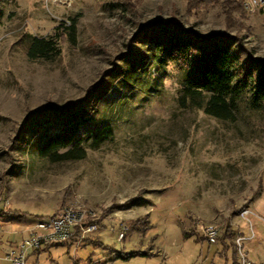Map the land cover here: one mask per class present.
Listing matches in <instances>:
<instances>
[{"label":"rangeland","instance_id":"obj_1","mask_svg":"<svg viewBox=\"0 0 264 264\" xmlns=\"http://www.w3.org/2000/svg\"><path fill=\"white\" fill-rule=\"evenodd\" d=\"M231 19L216 5L189 11L187 0H0V264H11L4 256L28 222L69 205L93 212L98 229L42 251L39 264H234L228 227L244 237L248 258L264 262V103L245 96L230 120L182 106L183 69L173 60L151 67L157 90L115 74L131 51L148 55L139 33L156 20L226 32L264 59V8ZM55 32L54 50L30 53L34 38ZM101 86L96 117L77 134L86 156H44L37 113L51 105L66 113ZM106 122L112 137L90 147ZM208 223L219 227L216 244L204 237Z\"/></svg>","mask_w":264,"mask_h":264},{"label":"trees","instance_id":"obj_2","mask_svg":"<svg viewBox=\"0 0 264 264\" xmlns=\"http://www.w3.org/2000/svg\"><path fill=\"white\" fill-rule=\"evenodd\" d=\"M212 5L220 7L228 25L233 13L242 11L241 0H187L189 11ZM69 28L75 30L74 25ZM58 35L55 32L50 38H34L30 53L35 56L47 55L56 47ZM139 36L148 55L131 51L132 55L126 57L127 66L115 71L116 76L123 81L151 91L157 83L151 67L173 60L183 69L179 95L182 106L202 109L210 116L230 120L235 118L245 96L249 97V103L254 107L263 105L264 59L253 56L236 36L226 32L200 35L192 29L182 28L173 20L153 21L142 27ZM102 88L90 91L79 102H69L64 108L68 109L66 113L54 105L37 113V118H34L36 127L46 131L40 146L44 156L55 161L82 159L86 156L82 139L77 138V134L85 123L96 117L97 103L105 92ZM111 112L112 106H109L102 112L101 118L111 117ZM45 121L53 123L52 127L59 126L58 130L49 133L47 129L50 126H43ZM112 135L113 126L106 122L91 135L89 146L97 148ZM60 149L66 150L60 152ZM41 217L44 216L38 218ZM226 230L230 231L228 234L233 238V230L229 227ZM187 235L189 233H185ZM232 246L236 247L235 243Z\"/></svg>","mask_w":264,"mask_h":264},{"label":"built area","instance_id":"obj_3","mask_svg":"<svg viewBox=\"0 0 264 264\" xmlns=\"http://www.w3.org/2000/svg\"><path fill=\"white\" fill-rule=\"evenodd\" d=\"M241 5L244 9L254 12L258 8H264V0H241ZM3 202L0 193V204ZM250 213V210L245 209L242 215L246 217ZM94 215L93 212H87L80 206L69 205L53 215L38 218L27 226L22 237L9 248L4 258L12 264H28L27 259L30 252H37L76 238L77 241L85 240L98 229ZM126 230L127 227H123L118 233L119 239L125 236ZM203 232L210 244L219 242L220 231L216 224H206ZM243 240L244 237L240 234L234 238L238 252L236 264H264V262L255 261L246 256L243 251Z\"/></svg>","mask_w":264,"mask_h":264},{"label":"crops","instance_id":"obj_4","mask_svg":"<svg viewBox=\"0 0 264 264\" xmlns=\"http://www.w3.org/2000/svg\"><path fill=\"white\" fill-rule=\"evenodd\" d=\"M34 221H30V222H28L27 223V225H26V227L27 226H29L31 223H33ZM237 234L235 233V235H234V238H235V236H236ZM91 238V236H89L86 240H88V239H90ZM73 241H77V238L76 239H72ZM13 241H15L16 242V240H12V242L10 243V247L15 243V242H13ZM234 243V239H233V241H231L230 243L229 242H227V244L229 245V244H233ZM49 248H46V249H43V250H40V251H37V252H30L29 253V255H28V259H27V263L28 264H39V258H40V254H41V252L42 251H46V250H48ZM237 261V260H236ZM11 263V262H10ZM12 264V263H11Z\"/></svg>","mask_w":264,"mask_h":264}]
</instances>
